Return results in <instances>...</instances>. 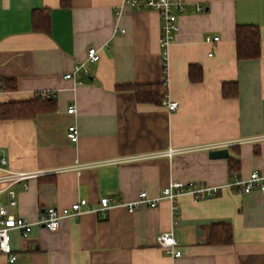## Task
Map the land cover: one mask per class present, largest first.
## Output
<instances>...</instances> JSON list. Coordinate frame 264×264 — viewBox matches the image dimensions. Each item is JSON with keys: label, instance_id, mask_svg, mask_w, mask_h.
<instances>
[{"label": "crops", "instance_id": "obj_1", "mask_svg": "<svg viewBox=\"0 0 264 264\" xmlns=\"http://www.w3.org/2000/svg\"><path fill=\"white\" fill-rule=\"evenodd\" d=\"M123 1L71 0L64 7L60 0H0V83L17 85L0 90V105L42 94L56 102L33 119H0L8 167L48 173L17 187L18 204L9 212L36 222L44 209L88 201L81 218L63 220L57 231L38 227L28 237L13 231L18 264H264V191L224 188L256 172L264 176V0H184L167 79L161 18ZM35 12L49 13V32L33 28ZM252 25L261 32V56L237 60L236 28ZM91 48L99 51L96 62L88 61ZM165 83L176 111L119 90ZM224 84H236L238 96L224 97ZM71 126L78 143L67 137ZM226 148L227 159L210 158ZM168 149L183 151L163 156ZM230 158L239 162L237 171ZM172 182L223 189L198 201L162 199L133 213L123 207L141 192L160 197ZM103 198L112 205L108 212L96 211ZM219 225L231 228L228 244L211 242ZM170 232L180 257L158 244V235ZM0 264L7 257L0 255Z\"/></svg>", "mask_w": 264, "mask_h": 264}, {"label": "built area", "instance_id": "obj_2", "mask_svg": "<svg viewBox=\"0 0 264 264\" xmlns=\"http://www.w3.org/2000/svg\"><path fill=\"white\" fill-rule=\"evenodd\" d=\"M123 6H129L131 8H138L141 10H153L158 13L161 18V39L160 46L163 49L162 62L164 64V77L167 76L168 71V48L170 44L175 40L179 33V19L180 16L185 12L186 5L184 0H124ZM198 11H201V7H197ZM120 11L117 12V15ZM207 42H217L219 37H208ZM100 59L99 51L91 48L88 52V61L96 62ZM82 65L76 67V71L80 70ZM66 79H73L72 74H67ZM167 79V77H166ZM167 84V83H166ZM41 97L48 98L47 94H42ZM163 106H167L170 111H176L180 105L177 101L169 99L168 92L164 96L162 102ZM68 112L73 114L76 113L75 107H69ZM67 137L73 142L78 143V130L76 126H71L68 129ZM183 151V150H182ZM181 150L168 149L167 152L163 153L165 157H172L175 154L182 153ZM46 172H26V171H15L8 167L7 157H4L0 153V255L7 257L8 264H18V257L15 254L12 243L11 234L13 231L21 233L22 237H28L35 228L42 227L49 231H57L63 220L67 218L79 219L86 212L85 207L88 204L86 199L71 204L66 208L52 207L44 209L42 215L37 219L36 222H30L26 219H22L9 212L11 207H16L18 204L17 198V187L21 186L27 189L29 181L36 180V178L45 176ZM232 190L240 192L251 193L254 190L264 191V176L259 175L257 172L250 175V179L241 180L239 178L232 182H229L226 187ZM223 187L213 186L209 187L204 184L196 183H181L172 182L169 186L165 187L161 191L160 197L150 198L147 192L139 193L138 199L125 203L123 205L130 213L137 211L140 206L146 205L148 207H155L160 200L170 199L175 202L178 198L184 195H190L195 201L200 199L212 198L215 195L220 194ZM4 196L6 203L1 199ZM100 208L96 209L99 212H108L112 205L108 198H103L100 201ZM159 246L170 256L180 257L182 252L178 250L179 242L174 237L173 232L162 233L158 235Z\"/></svg>", "mask_w": 264, "mask_h": 264}, {"label": "trees", "instance_id": "obj_3", "mask_svg": "<svg viewBox=\"0 0 264 264\" xmlns=\"http://www.w3.org/2000/svg\"><path fill=\"white\" fill-rule=\"evenodd\" d=\"M61 5L70 7L71 0H60ZM49 13L35 12L33 14L32 22L33 28L37 31L47 33L50 31ZM236 57L237 60H253L261 56V32L257 26H237L236 28ZM199 72L200 68H197ZM195 68L191 69L192 71ZM201 74V72L199 73ZM193 77V76H192ZM16 81L13 79H5L0 83V90L13 91L16 89ZM165 86V88H164ZM164 86L151 85V86H127L119 88L125 89L136 93L137 99L140 102L148 104H162L166 94V83ZM239 94V89L236 84H224L223 95L224 97L236 98ZM43 97L36 96L30 101H19L16 103H8L0 105V119H33L37 114L55 110V100L53 98L42 99ZM230 169L237 171L239 169V162L229 159ZM210 233L211 242L223 240L225 244L231 241V228L230 226H214Z\"/></svg>", "mask_w": 264, "mask_h": 264}, {"label": "water", "instance_id": "obj_4", "mask_svg": "<svg viewBox=\"0 0 264 264\" xmlns=\"http://www.w3.org/2000/svg\"><path fill=\"white\" fill-rule=\"evenodd\" d=\"M229 156V150L226 149H220V150H212L210 153V158H219V159H227Z\"/></svg>", "mask_w": 264, "mask_h": 264}]
</instances>
